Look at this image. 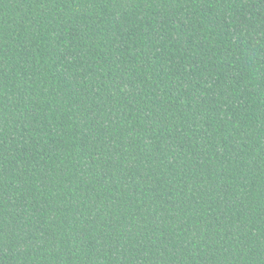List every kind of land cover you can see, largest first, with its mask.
I'll return each mask as SVG.
<instances>
[{
    "label": "trees",
    "instance_id": "16d2710c",
    "mask_svg": "<svg viewBox=\"0 0 264 264\" xmlns=\"http://www.w3.org/2000/svg\"><path fill=\"white\" fill-rule=\"evenodd\" d=\"M0 264H264V0H0Z\"/></svg>",
    "mask_w": 264,
    "mask_h": 264
}]
</instances>
